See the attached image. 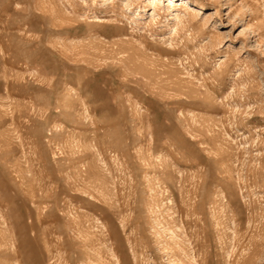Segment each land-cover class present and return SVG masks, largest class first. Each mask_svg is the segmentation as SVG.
<instances>
[{"label":"rangeland","instance_id":"374dc122","mask_svg":"<svg viewBox=\"0 0 264 264\" xmlns=\"http://www.w3.org/2000/svg\"><path fill=\"white\" fill-rule=\"evenodd\" d=\"M189 2L0 0V264H264V0Z\"/></svg>","mask_w":264,"mask_h":264},{"label":"bare ground","instance_id":"6f19581e","mask_svg":"<svg viewBox=\"0 0 264 264\" xmlns=\"http://www.w3.org/2000/svg\"><path fill=\"white\" fill-rule=\"evenodd\" d=\"M165 8L164 12L173 14L175 12V18H179L178 14L176 12H183V11H189L190 9V2L189 0H165ZM153 10L156 12V15H159L160 8L157 6L156 3L153 4Z\"/></svg>","mask_w":264,"mask_h":264}]
</instances>
